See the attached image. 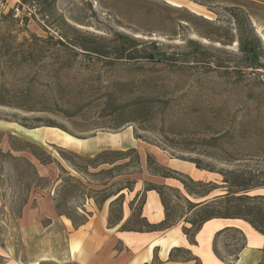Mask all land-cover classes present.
Returning a JSON list of instances; mask_svg holds the SVG:
<instances>
[{
	"label": "rangeland",
	"instance_id": "rangeland-1",
	"mask_svg": "<svg viewBox=\"0 0 264 264\" xmlns=\"http://www.w3.org/2000/svg\"><path fill=\"white\" fill-rule=\"evenodd\" d=\"M233 12L249 14L264 58V0H0V264L37 248L51 209L78 225L107 204L112 225L127 205L125 227L146 229L157 186L158 230L193 239L207 214L194 205L226 192L222 172L264 196V67H243ZM220 242L242 245L233 230Z\"/></svg>",
	"mask_w": 264,
	"mask_h": 264
},
{
	"label": "crops",
	"instance_id": "crops-1",
	"mask_svg": "<svg viewBox=\"0 0 264 264\" xmlns=\"http://www.w3.org/2000/svg\"><path fill=\"white\" fill-rule=\"evenodd\" d=\"M162 163L192 178L204 175L191 162L169 159ZM162 181L171 184L175 179L166 177ZM48 213L52 221L46 223V232L40 235L37 248L29 247L24 255L6 259L2 264H259L264 259V234L242 218L210 219L190 239L175 226L163 231L123 229L131 217L127 205L123 217L112 225L107 204L96 208L86 222L78 225L64 215L58 216L53 209ZM142 215L151 224L166 218L162 197L157 191H146ZM27 218L30 216L22 218L24 224H36L28 223ZM232 230L241 236L243 245L234 260L220 244L222 235Z\"/></svg>",
	"mask_w": 264,
	"mask_h": 264
},
{
	"label": "trees",
	"instance_id": "trees-1",
	"mask_svg": "<svg viewBox=\"0 0 264 264\" xmlns=\"http://www.w3.org/2000/svg\"><path fill=\"white\" fill-rule=\"evenodd\" d=\"M27 1V0H24ZM233 17L235 19V21L237 22V34H238V42H239V48L241 53L244 56V60H245V65L243 67L246 68H252V69H259V68H263L264 67V58L262 56V52L260 50H258V47L256 45V42L258 41L257 36L252 33V36H250L249 32H247L248 30H246V28L244 29V25L247 24V29L249 28V30H253L252 26H251V21H250V16L248 13H244V16L242 18V16L237 13V12H233ZM121 50L120 53V57H124V58H128V59H132V60H137L139 58L145 59L146 61H156V62H160V65H163L162 67H166L168 64H172V65H177V62H171L172 59L170 58V56H167V54H161V58H158L155 54H145L143 56H140L138 53V50H136L135 52H130V53H125L124 49L119 48V51ZM157 57V58H156ZM0 95H1V90H0ZM0 103L2 104H7L5 101L0 100ZM198 167H201L199 165H197ZM232 173L234 176V171L231 172H222V174L224 175V180L223 182L226 183V192L223 195H217L215 196L211 201L201 205L203 202H199L196 203L194 205V207L196 208H201V207H205V211L207 212V214L201 219V223L200 225L196 228V231L201 227V225L210 220V219H214V218H242V219H246L247 221H249L258 231H260L261 233L264 234V196L263 195H259V196H250L248 194H239V192H247L248 190H250L253 187L259 186L261 184H259L258 182H253V180L251 179H241L240 175L235 176L232 178L231 181H229V178H227L228 174ZM176 175V173H174ZM165 176H174V175H170L167 173H164ZM192 179V178H191ZM193 182H195L193 180ZM185 184V182H184ZM199 184V183H197ZM186 185V184H185ZM215 187H212L211 189H209V192L213 191ZM234 187V188H233ZM188 188V186H187ZM156 190L162 197V201L164 203V199H163V193L160 189V187L157 186H152L150 188H148V190ZM193 193V192H192ZM198 193V192H196ZM222 198H225L226 202H228L227 204H229L228 206H225L224 208H220L217 207L216 205H213V203H217L215 201L221 200ZM108 199V197L106 198ZM165 209H166V218L158 223V224H151L149 222H147L146 228L148 230H157L158 227H160L161 225L163 226V224H165L167 222V219L169 217V214L167 212V207L164 203ZM85 222V221H84ZM82 222V223H84ZM75 223V222H74ZM123 229H135L134 227H125V225L122 226ZM188 230V229H187ZM185 231V233L188 235V231ZM243 245H241L238 250H240V248ZM238 250L236 251V253H232L231 256H233V259H236L238 257ZM259 264H264V259L261 263Z\"/></svg>",
	"mask_w": 264,
	"mask_h": 264
}]
</instances>
